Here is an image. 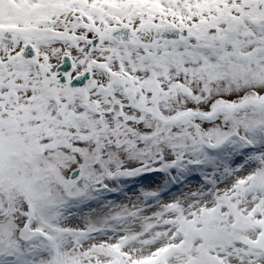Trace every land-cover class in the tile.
Returning a JSON list of instances; mask_svg holds the SVG:
<instances>
[{
  "label": "snow or ice",
  "instance_id": "6c2138e0",
  "mask_svg": "<svg viewBox=\"0 0 264 264\" xmlns=\"http://www.w3.org/2000/svg\"><path fill=\"white\" fill-rule=\"evenodd\" d=\"M0 264H264V0H0Z\"/></svg>",
  "mask_w": 264,
  "mask_h": 264
}]
</instances>
